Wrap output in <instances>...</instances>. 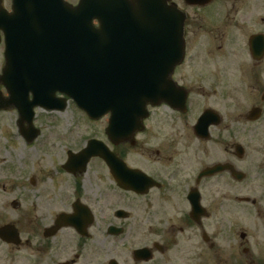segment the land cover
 Wrapping results in <instances>:
<instances>
[{
    "label": "flooded vegetation",
    "instance_id": "obj_1",
    "mask_svg": "<svg viewBox=\"0 0 264 264\" xmlns=\"http://www.w3.org/2000/svg\"><path fill=\"white\" fill-rule=\"evenodd\" d=\"M62 1L78 30L91 2ZM180 1L169 0L184 53L168 99L147 105L131 142L112 143L109 116L100 119L116 156L44 160L30 179L44 180L37 190L25 179L0 200V264H264V0ZM42 5L41 44L56 49L44 37L61 29V11ZM2 6L10 12L12 0Z\"/></svg>",
    "mask_w": 264,
    "mask_h": 264
},
{
    "label": "water",
    "instance_id": "obj_2",
    "mask_svg": "<svg viewBox=\"0 0 264 264\" xmlns=\"http://www.w3.org/2000/svg\"><path fill=\"white\" fill-rule=\"evenodd\" d=\"M41 1L13 0V11L7 13L0 0L6 43L0 83L9 92L7 98L0 93V109L17 108L20 132L30 143L39 133L33 108L57 107L52 96L59 90L91 119L109 113L112 142L131 140L147 104L168 99L170 74L183 57V24L176 5L169 0H84L91 5L85 4L77 30L64 20L72 10L54 0L63 19L53 26L61 29L44 37L56 42L58 47L51 49L42 46V31L36 27ZM93 18L99 20L98 27L91 25ZM68 155L85 157L84 164L90 156H115L95 139Z\"/></svg>",
    "mask_w": 264,
    "mask_h": 264
},
{
    "label": "rangeland",
    "instance_id": "obj_3",
    "mask_svg": "<svg viewBox=\"0 0 264 264\" xmlns=\"http://www.w3.org/2000/svg\"><path fill=\"white\" fill-rule=\"evenodd\" d=\"M175 1L181 3L180 0ZM2 66L3 46L0 44V69ZM35 113L34 124L40 129V134L27 144L17 125V111L0 110V200H13L16 197L14 191L20 190V184L25 182V179L29 189L37 190L40 182L43 183L44 180L40 181L36 176L39 182L32 186L30 179L33 175H38L44 160L62 162L64 158L60 156H67L68 151L74 153L80 151L88 139L101 140L106 126V120L87 122V118L72 103L61 112L48 113L36 110ZM139 155L137 152L130 154ZM51 174L54 179L56 175ZM99 242L100 236L97 233L93 237L92 245H98Z\"/></svg>",
    "mask_w": 264,
    "mask_h": 264
}]
</instances>
